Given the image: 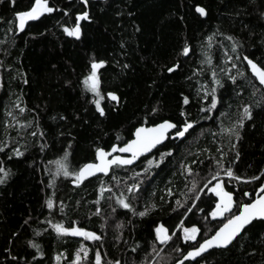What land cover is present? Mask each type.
Wrapping results in <instances>:
<instances>
[{"label": "trees", "instance_id": "1", "mask_svg": "<svg viewBox=\"0 0 264 264\" xmlns=\"http://www.w3.org/2000/svg\"><path fill=\"white\" fill-rule=\"evenodd\" d=\"M33 2L0 3V147L4 148L0 164L10 173L0 184V264H72L82 244L89 254L81 264H94L97 248L102 264H174L196 242H184L181 228L172 241L161 245L154 228L163 222L171 234L193 203L197 208L187 213L184 226L201 228L199 242L221 226L219 219L212 220L210 215L207 221L203 219L215 205L207 189L200 192L210 171L216 170L215 160L221 159L218 149L226 153L224 167L232 166L236 175L247 178L264 171V87L243 60L248 56L257 63L264 61V0H89L87 7L80 0H49L57 10L30 21L23 32H18L13 25L14 13L28 10ZM196 4L206 9L207 16L193 12ZM85 10L90 21L80 22L81 38L67 36L64 27H74L76 15ZM234 43L236 51L232 50ZM186 44L191 51L183 56ZM229 57L233 59L229 61ZM207 58H211L210 64L204 63ZM93 60L106 62L97 70L105 96L101 102L105 117L95 111L93 94L83 84ZM176 62L180 68L168 73L166 68ZM228 69L237 76L235 84L228 78ZM238 70L245 75H237ZM213 88L217 107L200 112L201 107H208L211 95L207 100L203 97ZM108 92L120 97L118 105L107 98ZM183 96L189 98V105L182 104ZM248 104L252 105V119L244 120L243 127L238 128L237 140L227 129L236 126ZM153 108L159 109L155 121ZM182 110L197 121L190 134L183 140L168 139L132 166H114L109 175L74 186L71 176H56V165L49 163L70 152V170H76L95 160L97 147L122 143L116 140L117 135L122 140L131 139L145 117L147 124L169 118L176 122L182 119ZM33 131L37 136L31 135ZM41 144L47 145L43 151ZM14 148L24 155L15 156ZM168 151L173 154L159 162L160 154ZM237 152L239 160L231 164ZM153 157V165H148L147 159ZM193 160L203 163L193 164ZM188 164L198 176L187 175L182 165ZM221 176L226 190L233 191L240 203L250 199L241 192L256 193L264 183V177L244 184L227 182L223 172ZM193 179L198 183L195 192L189 191ZM101 183L112 189L105 191L103 198ZM133 184H139V191L129 193ZM121 193L134 211L119 206L116 197ZM197 194L200 201L195 200ZM48 199L54 202L51 210ZM176 199L184 207L176 206ZM97 200L99 204L94 203ZM173 207L178 210L173 212ZM97 208L101 209L99 215L94 214ZM146 208L148 215L134 214ZM76 222L102 234L103 241L59 236L52 227L56 223L77 226ZM29 242L38 244L40 251ZM12 256L18 259L13 261ZM184 264H264V224L254 222L227 248L212 249Z\"/></svg>", "mask_w": 264, "mask_h": 264}, {"label": "snow or ice", "instance_id": "2", "mask_svg": "<svg viewBox=\"0 0 264 264\" xmlns=\"http://www.w3.org/2000/svg\"><path fill=\"white\" fill-rule=\"evenodd\" d=\"M80 2L85 7H87L89 0H80ZM0 3H3V0H0ZM11 3L15 5L16 0H11ZM56 10L57 9L50 6L49 0H34L28 10L17 11L14 13L13 25L15 26V29L18 30V32H23L30 21L39 20L46 13H52ZM192 10L195 14H198L201 17H205L208 14L206 9L199 4L193 5ZM64 15H68V13L65 12ZM181 19H183V17H181ZM75 20L76 23L74 27H64L63 31L69 37L80 39L82 35L80 22L90 21V14L87 10L82 11L76 15ZM12 30L13 28L10 27L9 31ZM137 30L139 29L137 28ZM212 39L213 37H208L209 43H211ZM227 39L232 40V37H227ZM236 47L237 46L234 43L232 50L236 51ZM190 51V47L186 44L182 49L181 55L188 56ZM232 59V57L228 58L229 61H231ZM235 59L239 60L240 57L237 56ZM243 60L247 62V66L251 69L252 76L259 81L260 85L264 86V66H262L264 65V61L257 63L254 62V60L249 59L248 56H244ZM204 63L210 64L211 58H207ZM105 64L106 62L103 60H93L90 64V73L83 79V84L85 85L86 90L90 91L93 94L91 103L95 106V111L98 112L100 117L106 116L105 108L101 106V102L105 99V96L102 95L100 91L101 81L97 70L103 68ZM125 67H127V65H125ZM232 67L237 68V65L233 63ZM179 68L180 64L176 62L172 66L167 67L166 71L168 73H174ZM197 71H199V69ZM227 72L229 73L228 78L233 84H235L237 82V76L230 74L231 69H228ZM237 75L243 77L245 73L238 70ZM212 76L213 78H215L217 76V73L213 71ZM24 83H27V80H25ZM215 83L222 86L219 79H215ZM106 95L110 101L116 102L117 105L119 104L120 97L116 93L108 92ZM209 95H211V101L208 107H201L199 109L200 112L207 113L217 107L218 99L216 97V89L213 88L211 90V93H206L203 98L207 100ZM182 104H190V100L187 96L182 97ZM21 111H24V109H21ZM158 112V108H153L151 110V116L153 117L154 121L158 116ZM9 115L11 116L12 113H9ZM179 115L182 119L176 122H173V120L170 118L162 119L159 122H154L151 126H146L148 118L145 117V123L135 128L131 139L122 140V138L117 135L116 140L122 141V143L112 144L110 145L108 150H106L104 147H97L94 153L95 162L85 163L76 170H70L68 162L70 152H65L60 159L56 161H50L49 163H54L56 165V176H71L73 177V183L79 186L90 177H96L98 173L108 175L114 166L116 168H120L122 166L133 165L141 157H146L148 153H151L153 149L157 148V146L162 144L165 140H183L186 137V134H190V130H193L196 127L197 121L189 119V114L183 110L179 113ZM61 119L67 120V117H61ZM251 119L252 105L248 104L243 107V115L241 119L237 121L236 126L233 128H228L227 131L230 134L235 135L236 139L239 140L240 136L238 128L243 127L244 120ZM31 135L35 137L37 136V132L33 131ZM39 135L40 137H43L44 133L40 132ZM60 135H64V133L61 132ZM213 135H215V133H213ZM72 139H74V137ZM40 147L43 151V149L47 147V145L41 144ZM67 147L70 149L72 147L71 143H69ZM2 151H4V148L0 147V152ZM218 151H221V159L215 160L216 170L210 171V178L207 179L203 184V187L200 188V192L204 193V190L207 189V192L212 194L215 205L210 213L205 215L203 219L207 221L208 216L210 215L212 220L219 219V223L222 226L218 227L215 233L210 237L203 238L202 243L199 242L197 240V237L201 233V228L195 225L191 227L184 226V220L188 218L187 213H191L193 209L197 208V205L193 203L190 207H187L185 209L184 219L180 220L179 224L174 227L171 234H169V228L166 227L163 222H160L154 228L155 238L161 245H165L168 242L172 241L173 237L176 236L177 231H179L181 228L183 231L182 239L184 242H196V244L192 246V250L188 251L187 254L183 256V259H180L178 261V264H184L185 260H196L197 257H200L204 252L212 247L227 248L233 243V241L237 239V237H240L242 233H245L248 230L249 226H253L254 222H260L264 224V183L260 184L259 191L256 193L248 191L241 192L242 197H249L250 199L249 202L240 203L238 200L234 199L235 193L233 191L226 190V181L221 176V172H223V176L228 178L227 182H231L234 180L244 184H251L253 182L261 181V178L264 177V171H261L259 175H253L247 178L236 175L232 166L224 167L223 157L226 155V153H224L222 149H218ZM13 153L17 157L24 155V153L21 152L18 148H14ZM172 154V151L161 153L159 162H163L165 156H171ZM235 160H239L238 152L236 153L231 164H234ZM154 161L155 157H153L152 159H147V164L153 165ZM197 162L201 164L203 163V161H192L193 164ZM182 167L185 169L187 175L189 176L195 177L199 175L198 172H194L192 164L182 165ZM144 171L147 172L148 169L145 168ZM0 173L3 174L0 175V184H3L5 183L10 173L2 166V164H0ZM135 175L139 176L140 173L137 172L135 173ZM112 178L114 179L115 177ZM214 181L215 183H213ZM139 187V184H133L128 188V192L131 193L134 190L139 191ZM197 187L198 183L195 179H193L191 189H189V191L195 192ZM99 191L101 197L103 198V193L105 191L111 192L112 189L111 187L105 188L103 183H101ZM168 192L169 194H171V189H168ZM215 198H218V200ZM195 200L200 201L201 195H195ZM116 201L123 209L134 211V209H132V204L127 200L126 197L123 196V193H121L120 196L116 197ZM46 203L48 209L51 210L54 208V202L52 199H48ZM94 203L99 204L100 201L97 200ZM175 205L178 207H184L179 199L175 200ZM152 207L155 208V205H153ZM178 207H173L172 211L176 212L178 210ZM63 208L64 205L61 201L60 210L63 211ZM234 208L235 211H233ZM198 210L200 212H204L203 208H200ZM112 211L115 212L116 209L113 208ZM100 212L101 209L97 208L96 213L94 214L99 215ZM148 212L149 209L146 208L145 211H140L139 213L134 214H137L140 217H144L148 215ZM25 223L27 224L28 221H25ZM49 223H51V221H49ZM76 224L77 226L65 227L63 223H56L53 224L52 227L59 236L82 237L84 240L92 242L103 241L102 234H98L95 231H90L86 228L78 226L79 222H76ZM103 227H105V225H101V228ZM40 234L41 233H37V235ZM29 243L31 247L36 248L38 251H40V246L38 244L34 242ZM133 251H135V249H133ZM153 251H156L155 247L153 248ZM175 251L182 252V250L179 248H176ZM81 253H83V257L81 256ZM88 254L89 249L82 244L80 249L76 252L75 259L72 264H81L82 259L87 258ZM40 255L42 257L43 252H40ZM11 259L13 261H16L18 258L16 256H12ZM33 259L35 260L36 257L33 256ZM60 259L61 256L57 255L56 260L60 261ZM94 264H102V255L98 248L94 251ZM114 264H120V262L115 261Z\"/></svg>", "mask_w": 264, "mask_h": 264}, {"label": "water", "instance_id": "3", "mask_svg": "<svg viewBox=\"0 0 264 264\" xmlns=\"http://www.w3.org/2000/svg\"><path fill=\"white\" fill-rule=\"evenodd\" d=\"M254 62H255V61H254ZM249 70H250V72H251V69H250V68H249ZM257 81H258V80H257ZM258 82H259V81H258ZM263 87H264V86H263ZM141 125H142V124L138 125L137 127H139V126H141ZM151 125H152V124H151ZM151 125L146 124V126H151ZM134 131H135V130H134ZM133 133H134V132H133ZM166 141H167V140H165L164 142H166ZM164 142H163V143H164ZM163 143H162V144H163ZM162 144H160V145H162ZM160 145H158L157 148H158ZM157 148L153 149L152 152H153L154 150H156ZM105 149L108 150L107 148H105ZM152 152H151V153H152ZM151 153H148L147 155H150ZM127 155H130V154H127ZM141 158H142V157H141ZM141 158H140V159H141ZM140 159H139V160H140ZM139 160H137L134 164H136ZM89 162H91V161H89ZM89 162H87V163H89ZM93 162H95V161H93ZM84 164H85V163H84ZM134 164H133V165H134ZM130 166H132V165H130ZM110 172H111V171H110ZM110 172H109V174H110ZM109 174H108V175H109ZM98 175H104V174H102V173H98L97 176H98ZM105 176H106V175H105ZM90 178H92V177H90ZM90 178H89V179H90ZM85 181H86V180H85ZM71 183H72L73 185L77 186L76 184L73 183V181H72ZM80 185H81V184H80ZM221 226H222V225H221ZM219 227H220V226H219ZM217 229H218V228H217ZM217 229H216V230H217ZM214 233H215V232H214ZM214 233H213V234H214ZM213 234H212V235H213ZM209 237H210V236H209ZM202 242H203V241H201V243H202ZM220 248H221V247H212V248H209V249H208L206 252H204L202 255L206 254L207 252H209V251L212 250V249H220ZM191 250H192V249H190V250H188V251H191ZM188 251H187V252H188ZM187 252H186L184 255H186ZM184 255H183V256H184ZM202 255H201V256H202ZM183 256H182L181 259H183ZM198 258H199V257H197L196 259H198ZM179 260H180V259H179ZM179 260H178V261H179ZM178 261L175 262L174 264H178ZM185 261H187V260H185ZM188 261H189V260H188ZM190 261H195V260H190Z\"/></svg>", "mask_w": 264, "mask_h": 264}, {"label": "rangeland", "instance_id": "4", "mask_svg": "<svg viewBox=\"0 0 264 264\" xmlns=\"http://www.w3.org/2000/svg\"><path fill=\"white\" fill-rule=\"evenodd\" d=\"M9 120H10V119H9ZM9 120H8V121H9ZM69 178H70V177H69ZM71 180H73V177L70 179V181H71Z\"/></svg>", "mask_w": 264, "mask_h": 264}, {"label": "bare ground", "instance_id": "5", "mask_svg": "<svg viewBox=\"0 0 264 264\" xmlns=\"http://www.w3.org/2000/svg\"><path fill=\"white\" fill-rule=\"evenodd\" d=\"M91 162H93V161H91Z\"/></svg>", "mask_w": 264, "mask_h": 264}]
</instances>
